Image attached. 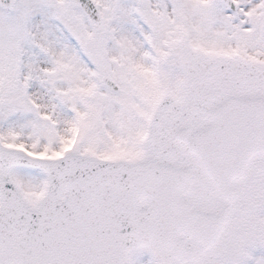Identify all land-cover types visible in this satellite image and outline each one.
Returning a JSON list of instances; mask_svg holds the SVG:
<instances>
[{"label": "snow or ice", "instance_id": "obj_1", "mask_svg": "<svg viewBox=\"0 0 264 264\" xmlns=\"http://www.w3.org/2000/svg\"><path fill=\"white\" fill-rule=\"evenodd\" d=\"M0 264H264V0H0Z\"/></svg>", "mask_w": 264, "mask_h": 264}, {"label": "rangeland", "instance_id": "obj_2", "mask_svg": "<svg viewBox=\"0 0 264 264\" xmlns=\"http://www.w3.org/2000/svg\"><path fill=\"white\" fill-rule=\"evenodd\" d=\"M147 258H148V257H147V256H145L143 259L146 261V260H147Z\"/></svg>", "mask_w": 264, "mask_h": 264}]
</instances>
